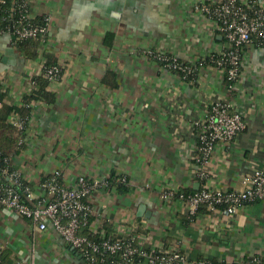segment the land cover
<instances>
[{
  "label": "crops",
  "instance_id": "crops-1",
  "mask_svg": "<svg viewBox=\"0 0 264 264\" xmlns=\"http://www.w3.org/2000/svg\"><path fill=\"white\" fill-rule=\"evenodd\" d=\"M210 1L32 0L33 16L51 15L43 48L64 68L61 80L48 87L55 99L35 105L37 134L28 133V145L13 160L38 195L40 181L55 170L71 187L80 175L125 176L129 191L101 189L90 196L92 232L109 225L117 234L140 221L150 248L177 246L194 261L231 262L264 252V199L230 216L207 206L189 216L182 201L161 192L243 190L244 179L264 168V48L245 49L233 89L217 66L201 68L197 81L188 82L149 55L172 53L194 63L222 50L224 37L194 6ZM107 33L114 34L110 45ZM23 64L11 36L0 37V67ZM217 99L230 101L246 128L200 162L194 159L198 124ZM0 242L12 263L87 264L51 224L39 230L3 207Z\"/></svg>",
  "mask_w": 264,
  "mask_h": 264
},
{
  "label": "built area",
  "instance_id": "built-area-1",
  "mask_svg": "<svg viewBox=\"0 0 264 264\" xmlns=\"http://www.w3.org/2000/svg\"><path fill=\"white\" fill-rule=\"evenodd\" d=\"M241 2L242 4H239V0H211L197 2L194 5L196 13L209 24L212 32L220 33L225 39L222 50L205 57L218 58L217 67L222 69L224 78L229 80L230 89L235 88V83L242 74L245 49L253 46L264 48V3L262 0ZM7 3H10L8 9L10 18L20 8H23L26 14L15 19V23L11 25L0 24V37L11 36L12 46L25 39L41 38L50 30L51 15H45L43 23H35L26 3L19 0H0V20L4 19L1 13ZM149 55L162 63V67L167 71H178L183 74L182 78L192 74L197 68V63L199 71L211 65L204 62L205 57L190 63L172 53L150 52ZM62 67L64 68V63H61V66L46 67L40 58L36 60L24 58L23 66L17 70L0 67V86L3 89H10L13 92V100L18 102L21 100V93L35 84V75L41 74L53 86L62 78ZM38 102H34L33 105H37ZM11 121L17 129L27 126L29 133L37 134L35 118H30L28 123L27 119L15 115L11 117ZM198 128L195 143L198 155L194 156V159L206 162L219 144L230 145L235 136L246 128V123L243 115L233 108L230 101L217 99L209 104L205 119L198 124ZM4 162L6 163H0V207L13 210L39 230H45L51 224L55 232L81 253L86 263L88 261L91 264H132L134 256L139 254L146 258L147 264H264V252L229 262L222 259L213 261L210 258L194 261L177 246L165 247L156 244L147 251L135 245V237L127 232L125 237L115 239L106 237L94 241L81 230L87 225L90 227L92 219L91 221L89 219L95 215L90 196L101 189L111 191L116 189L115 185L109 183L110 176L96 178L80 175L76 185L71 187L62 182L61 171L55 170L53 174L40 181L39 190L42 191V195H38L23 172L12 166L13 158L5 157ZM202 176H205L204 172ZM114 180L129 183L125 176H116ZM244 181L246 188L243 190L203 187L185 198L183 194H180V197L183 198L189 216L195 215L201 205L207 206L210 212L221 211L230 216L236 214L243 204L264 199V168L255 169ZM176 193V189L166 188L161 192V197L174 198ZM125 227L124 225L122 233ZM101 232L104 235V231ZM145 237V234L139 235L141 243ZM105 254L116 258L109 259ZM3 255L4 246L0 242V264H4ZM13 264L23 263L17 261ZM27 264H35L33 258Z\"/></svg>",
  "mask_w": 264,
  "mask_h": 264
},
{
  "label": "trees",
  "instance_id": "trees-1",
  "mask_svg": "<svg viewBox=\"0 0 264 264\" xmlns=\"http://www.w3.org/2000/svg\"><path fill=\"white\" fill-rule=\"evenodd\" d=\"M19 1L25 2L26 7L29 8L30 10L32 0H19ZM239 4H242L241 0H239ZM9 7H10V3H7L6 5L3 6L4 9L1 14L3 15L4 19L0 20L1 25H7V24L11 25L15 23L14 21L15 19H19L22 17V15H26L23 8H20V9H17L15 11L14 16L10 18L9 11H8ZM32 18H33V22L35 23L44 22V16H32ZM113 37H114L113 33H107L105 41L108 45L112 44ZM49 38L50 37H49V31H48L41 38H35V39L29 38V39H25L22 41H18L16 42L15 46H16V49L18 50V53L22 55L25 59L36 60L40 58L46 67H50L54 65L61 66V62H58L56 60V57L52 54V52L49 51L48 49L43 48L44 43L48 41ZM40 48H43L41 54H39ZM218 57H221V56L218 55ZM203 59L205 63H210L213 66H218L217 64L218 58H215V56H213V58L209 56ZM159 64L162 67V63L159 62ZM196 67L197 68H195L192 74L184 77L185 80L196 82V79L199 76L198 63ZM61 71H63V67ZM171 72L181 77L183 76V74H181L178 71H171ZM34 81H35V84L31 88L21 93V100L18 102L13 100L12 98L13 92L10 89H3V87L0 86V102H1V106H0V163L2 162L5 164L6 163L4 162L5 157L12 159L14 156L19 154L28 145L27 136L29 132L27 130V126L24 127L23 129H17L16 126L12 124L11 117L18 115L20 117L27 119V122L29 123L30 118L31 119L35 118L32 116L34 113V109H35V105H33L34 102L41 101L42 103H50L56 97L54 93L48 90V87L50 86L51 83L47 78L39 74V75L34 76ZM225 81L227 82L229 86L230 82L226 77H225ZM12 166L16 167L14 162H12ZM114 177H116V175L112 174L110 178L108 179L110 185H115L116 190L118 192L124 193V192L129 191V186L127 184L116 182L114 180ZM45 178H43L42 180H44ZM27 181L31 183L29 179ZM195 191L197 190L191 189V191H189V190L180 189V190H177V193L174 198L183 202V198L180 197V194H183L185 198L186 196H188L189 194ZM218 206L224 207L223 205H218ZM202 207L206 208L205 205H201L199 209L203 210L204 208ZM91 219L92 218L90 217L89 221H91ZM109 228H112V227L109 225H104L102 228H100L98 232L93 233L90 230L89 225H87L85 226V230H84L85 232L83 234H85L88 238L94 241H100L102 240V238H106V237H110L111 239H115L118 237H125L126 236L125 233L127 232V233H130L131 236L135 237L134 239L135 245L141 246L143 250L149 251L151 249L149 246H146L145 243L140 242L139 235L145 234L147 231L142 222L139 221V222H135V223H131L130 225H127L123 233L117 232V234L116 233L113 234L114 231H111ZM102 230L104 231V235H102V232H101ZM164 243L168 245L167 242H164ZM180 251L182 252L181 249ZM105 257L109 259L116 258V256H109L108 254H105ZM212 260L217 261L215 259H212ZM3 262L4 264H13L12 261L9 259L8 254H5V252L3 255ZM133 263L147 264V260L144 256L136 254L133 258ZM87 264H91V263L87 261Z\"/></svg>",
  "mask_w": 264,
  "mask_h": 264
}]
</instances>
